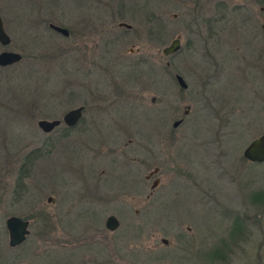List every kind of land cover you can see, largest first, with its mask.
Here are the masks:
<instances>
[{"label":"rangeland","instance_id":"1","mask_svg":"<svg viewBox=\"0 0 264 264\" xmlns=\"http://www.w3.org/2000/svg\"><path fill=\"white\" fill-rule=\"evenodd\" d=\"M126 1L128 7L134 5L133 17L126 12V18L110 20V33L116 37L101 45L107 49L101 61L110 64L119 52L124 57L109 66L111 76L94 71L86 84L87 75L76 69L79 58L69 50L73 37L46 25L71 22L76 12L71 0H0L10 38L0 51L21 56L0 66V264L105 260V243L96 238L74 247L54 241L60 213L57 195L49 188L57 189L65 176L79 180L89 168L80 142L66 149L58 146L57 155L47 146L46 154H53L35 158L30 177L16 180L13 188L11 184L22 166L20 145L33 143L26 152L44 137L36 121L87 105L86 93L93 94L95 88L121 97L103 107L98 118L83 112L80 124L88 118L94 122L82 140L103 142L120 129L137 131L141 143L136 194L126 169L113 163L106 164L105 185L89 188L95 199L96 192L109 186V213L119 219L118 230L108 235L110 264H264V162H249L241 155L252 138L264 133V20L258 5H252L254 0ZM246 12L254 17L244 18ZM152 13L157 15L154 20ZM119 21L131 30L116 27ZM176 36L179 49L162 55L161 48ZM131 43L137 50L128 54ZM175 73L185 88L177 85ZM177 119L181 121L172 127ZM22 131L29 133L22 138ZM153 166L160 170L152 187V178L144 175ZM47 196L53 200L46 201ZM85 201L78 197L61 223L78 226L77 231L92 225L83 232L90 236L97 231L96 222L103 230L108 212L100 214L99 222L98 213L81 212ZM11 215L30 217V239L20 248L7 247L4 220Z\"/></svg>","mask_w":264,"mask_h":264},{"label":"flooded vegetation","instance_id":"2","mask_svg":"<svg viewBox=\"0 0 264 264\" xmlns=\"http://www.w3.org/2000/svg\"><path fill=\"white\" fill-rule=\"evenodd\" d=\"M71 1L74 3V7L76 9V12H73L71 16V22L69 24H64V25H59V24L57 25L52 22H47L46 23L47 27L51 29L48 26L51 23L59 27L65 28L67 30L66 35H63L62 33H59L53 29L51 30L57 32L63 37H68L69 35L73 37L72 45L71 48H69V50H71L72 52V57L74 54H77L75 56H78L79 58L76 62L77 65L76 69L77 70L80 69V74L87 75V79H85L84 83L86 84L89 83L88 76L94 71L95 73L100 75L111 76L112 71L111 68H109V66L114 67L113 63H115L116 60L124 57L125 52L115 53L113 56V60L109 64L108 62L106 63L101 61V59L104 57L105 53L107 52V49L106 50L102 49L101 45L102 43L106 44L113 41V37L114 36L116 37V35L110 33V24H109L110 20L112 21L116 19L122 20V18H126L124 16L126 12H129L130 18L131 16L133 17V13L135 11L133 3L129 4L128 7L126 0H71ZM253 4L258 5V11L260 12L261 15L260 18L261 20H264V0H254L252 5ZM84 5L86 7H84ZM81 9L86 12L85 13L81 12L80 11ZM253 17L254 14L251 12L244 13V18L246 19H252ZM156 18L157 15L152 13L150 19L154 20ZM0 20H1L2 28L6 33L5 21L1 14H0ZM121 22L122 21L117 22L116 27L124 28L127 31L131 30V25L128 23H126L129 25V27L127 28L124 26H119L118 24ZM261 27L264 29V23L261 24ZM6 45H0V46L4 47ZM136 50L137 48H134V45L131 43L130 47L127 49L126 52L128 54H132ZM1 51H11V50H1ZM166 66H168V63H166ZM112 84L114 89H116L117 87L118 90H121L117 83H112ZM95 89L96 90L93 94L90 92L86 93V98L83 101L88 102L87 105L85 103L79 104L75 107H71L65 110L58 118H53L59 121L55 127H53L47 132L40 130L43 133L44 137H41V139L38 142V145L36 144L37 146L33 147V149L24 152V148H26V146L33 145V143L30 142L24 141V143L20 145L19 150L22 151L21 152L22 162L20 165L22 166L20 171L15 174L14 180L12 178L11 184L13 188L14 186H17V182H15L16 180L22 181L30 177L31 172L33 170L35 158L42 156V158L44 159L45 157L51 156L53 154V153H50L49 155L46 154L47 152L46 148L52 147L53 150L55 148L56 153L55 152L54 153L55 155H57L59 150L58 146L60 147V145H64V149H66V147H68L70 144H73L74 142H80L81 153H86L88 155L87 159L90 158L89 168H87L86 171L83 172L82 175H80L81 178L79 180L78 178L75 179L72 178L71 176H65L62 180V184H60L57 189L54 190L53 188H49L51 192L57 195L58 204H59L58 208L60 213V218L57 217V226L55 227V231L57 230L56 234L58 236H56L54 241L57 245L74 247L78 244H83L84 243L83 241L85 240L91 239L92 241L93 238H96L97 240H101L102 245H104L105 243V247L107 248L105 252L106 258L102 264L104 263L110 264L112 254L109 244L107 243L108 235L109 233L118 230L119 219L115 214L109 213V211H112L110 209V206L108 205L111 199V195H110L111 192L109 191V186L106 185V189H103L101 192H96L95 199L94 196L89 193V188L93 190V185L94 186L105 185L109 172L106 164L109 163L123 166L126 169V176L129 178L130 175L131 179H133V182L135 181L136 178H139L140 165H141V160H140L141 143H140V135L137 131L135 130L122 131L120 129L116 130L115 133L108 140L103 142L93 143L90 141L82 140L83 135L89 130L90 124L94 122L92 118H88L85 124H80L81 122H83V112L86 110L89 112L90 117L91 115L92 116L94 115L97 116L98 118L99 112H102L106 109L103 107L111 104L113 100L121 97V95L118 92L117 93L111 92L108 95L106 94L104 95L103 92L97 90V88ZM85 106L87 107V109H85ZM76 107H81V109L79 110V117L72 124L65 123L62 120L63 115L67 111ZM57 129H59V131L53 134L52 132H54ZM22 132L24 133L22 138H24L25 135L29 133L25 131ZM130 134H133L132 138L128 136ZM126 136L128 138L126 140H123L122 138ZM167 138L168 137H166L165 139ZM15 142L12 143L15 144ZM40 150H42L43 153L40 152ZM16 156L17 153L13 152L12 159L14 160ZM159 170H160L159 166H153L144 175V179L152 178L151 184H154L153 186H155L159 180V178L156 176ZM134 185L137 186V188L134 189V194H136V192L139 191L138 183L134 182ZM78 197L85 198L86 199L85 203L88 202L86 203L87 205L84 204L83 207L80 208L81 210H83L81 212L87 213L88 211L89 213H98L97 218H99V222H100V214L108 212V214L103 219V223H102L103 228H101L103 230H100V225L97 224L96 222L95 227L97 231H93L89 236V235H84L85 233L83 232L85 231L87 232L88 231L87 229H89V227L92 225H87V226L82 225L85 227L81 228L78 231L76 229L78 226L62 225L61 221L68 216V214L72 210V203L75 200H77ZM113 197L117 198L118 194L114 195ZM51 200H53L51 196L46 197V201L50 202ZM94 201L98 202V204L97 205L92 204V202ZM118 206L119 205H114L113 208ZM119 208L121 207L119 206ZM38 210L40 213L43 212L39 209V207ZM133 211L137 212L136 209H134ZM40 213H39V217L44 216L41 215ZM109 215H113L117 219V227H115V229L113 230L107 229L104 225L105 218ZM20 219L27 221V226H26L27 233L24 235L23 239L18 244L15 245H9L8 237H7L8 248H20L22 247V245L26 240L28 241L30 239L29 238L30 217L20 218ZM44 232L45 230L41 229L42 235L45 234ZM38 241L41 242L42 244L47 242V240L45 241V239H40V238H38ZM94 241L96 240L94 239ZM160 242L164 245L168 244L167 240L165 243H163L161 240ZM14 258L16 259L18 258V256L15 255ZM12 264H18V263L13 262Z\"/></svg>","mask_w":264,"mask_h":264},{"label":"water","instance_id":"3","mask_svg":"<svg viewBox=\"0 0 264 264\" xmlns=\"http://www.w3.org/2000/svg\"><path fill=\"white\" fill-rule=\"evenodd\" d=\"M119 26L129 27L126 23H119ZM51 29L62 33L63 35L67 34V30L65 28L59 27L54 24L48 25ZM9 37L6 35L2 28L1 20H0V45H6L9 43ZM180 47V40L179 37L176 36L170 40V42L163 46L160 50L161 54L164 56L171 55L175 53ZM21 58L20 54L18 52L14 51H1L0 52V66L9 65L12 63H15L19 61ZM174 79L177 83V85L180 88H185L186 84L183 81L182 77L179 74H174ZM81 107L73 108L69 111H67L63 117L62 120L67 124H72L76 121V119L79 117V110ZM187 107L184 108L183 114L186 113ZM181 121V119L174 120L171 125L172 127H176L178 123ZM57 119H38L36 121V126L42 130V131H49L53 127H55L58 124ZM241 155L244 159H246L249 162H264V133L257 135L256 137L252 138L242 149ZM154 184H151L153 186ZM104 225L107 229L113 230L115 227H117V219L113 215H109L105 218ZM27 221L22 220L17 216L11 215L5 218L4 220V227L7 232L8 237V243L9 245H15L18 244L24 237V235L27 233L26 230ZM163 243L166 242V239L161 238L160 239Z\"/></svg>","mask_w":264,"mask_h":264}]
</instances>
